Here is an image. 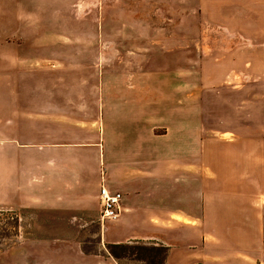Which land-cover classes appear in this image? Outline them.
I'll return each instance as SVG.
<instances>
[{
    "label": "rangeland",
    "instance_id": "obj_1",
    "mask_svg": "<svg viewBox=\"0 0 264 264\" xmlns=\"http://www.w3.org/2000/svg\"><path fill=\"white\" fill-rule=\"evenodd\" d=\"M261 77L264 0H0V122L9 127L14 107L26 110L28 103L35 111L47 105L51 123L60 119L76 127L104 111L106 125L115 117L105 109L98 113L96 98L115 93V103H123L140 93L147 95L148 105L155 103L149 98L163 97L164 111L148 117V126L157 125V118L165 128L171 120L165 98L178 92V123L210 126L211 149L239 154L242 170L250 172L244 143L250 139L252 113L255 123L264 124V82L256 84ZM203 109L211 116L203 118ZM72 151L67 148L66 155ZM0 159V264H14L17 248L26 249L36 232L59 230L35 227L44 215L14 203V129L0 134ZM89 179L84 191L101 182ZM101 187L106 186L98 193ZM90 211L98 222L77 231L84 252L96 262L112 264L105 261L109 256L115 264H165L163 251L142 248L155 246L149 243L154 240L128 249L109 244V234L124 236L117 220L121 204L116 219L101 217L100 200ZM260 256L264 264V252Z\"/></svg>",
    "mask_w": 264,
    "mask_h": 264
},
{
    "label": "crops",
    "instance_id": "obj_2",
    "mask_svg": "<svg viewBox=\"0 0 264 264\" xmlns=\"http://www.w3.org/2000/svg\"><path fill=\"white\" fill-rule=\"evenodd\" d=\"M262 82L264 77L256 84ZM115 99L114 93L94 100L98 113L105 109L115 117L106 125L104 111L76 127L60 119L51 123L47 105L35 111L29 103L26 110L14 107L10 127L0 122V134L14 129V203L44 215L35 227L59 230L36 232L26 249L17 248L14 264H99L84 252L77 229L96 221L90 206L99 203L101 185L123 194L117 220L124 236L109 234V244L154 240L149 243L166 247L165 264H263L264 124L255 123L252 113L250 139L244 143L250 151L251 171L246 172L239 154L211 149L210 126L178 123V92L165 98L171 117L165 128L157 118V125L148 126V117L164 111L161 95L149 98L155 100L152 105L140 93L129 102ZM202 114L211 116L204 109ZM228 144L236 146L238 139ZM67 148L73 149L71 155ZM1 170L0 165V176ZM98 177V187L84 191V180L96 183ZM176 230L178 235L168 236ZM244 231L250 237L243 239ZM106 259L115 264L113 257Z\"/></svg>",
    "mask_w": 264,
    "mask_h": 264
},
{
    "label": "built area",
    "instance_id": "obj_3",
    "mask_svg": "<svg viewBox=\"0 0 264 264\" xmlns=\"http://www.w3.org/2000/svg\"><path fill=\"white\" fill-rule=\"evenodd\" d=\"M99 200L102 209L101 217L103 219H116L120 210L121 193L111 192L106 187L99 189Z\"/></svg>",
    "mask_w": 264,
    "mask_h": 264
},
{
    "label": "trees",
    "instance_id": "obj_4",
    "mask_svg": "<svg viewBox=\"0 0 264 264\" xmlns=\"http://www.w3.org/2000/svg\"><path fill=\"white\" fill-rule=\"evenodd\" d=\"M118 245H113L112 247H115V248H118V247L126 248L127 247V249H128L129 246H132V245H129V244H123V245H119V246ZM142 248L151 249V250H160V251H163L164 252V255L166 256V247H164V246H151V247H142ZM165 256H163L162 259Z\"/></svg>",
    "mask_w": 264,
    "mask_h": 264
}]
</instances>
